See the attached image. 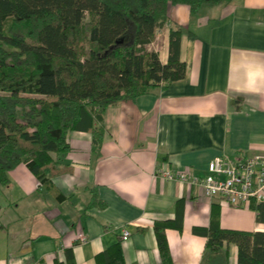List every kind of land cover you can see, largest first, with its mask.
Instances as JSON below:
<instances>
[{
	"label": "crops",
	"instance_id": "crops-1",
	"mask_svg": "<svg viewBox=\"0 0 264 264\" xmlns=\"http://www.w3.org/2000/svg\"><path fill=\"white\" fill-rule=\"evenodd\" d=\"M263 11L264 0L203 5L194 15L171 7L149 49L165 64L169 30L183 27L184 78L107 108L96 146L91 133L70 132V149L56 157L68 169L51 178L55 191L24 165L9 172L0 187V264H68L67 251L73 264H97L114 245L124 264H162L153 224L176 217L181 231H165L173 264H206L207 239L193 229L211 219L222 229L264 232V204L230 207L157 174L188 168L204 177L215 156H264ZM93 192L104 208L87 209ZM222 251L236 264L234 244Z\"/></svg>",
	"mask_w": 264,
	"mask_h": 264
},
{
	"label": "trees",
	"instance_id": "trees-1",
	"mask_svg": "<svg viewBox=\"0 0 264 264\" xmlns=\"http://www.w3.org/2000/svg\"><path fill=\"white\" fill-rule=\"evenodd\" d=\"M232 1L0 0V187L9 184V172L24 165L55 191L51 178L68 169L56 157L70 149V132L91 133L96 146L107 108L184 78L183 27L169 30L165 64L149 49L169 22V9L185 6L194 15L203 5ZM95 207L105 204L93 192L87 209ZM167 229L181 231L182 219L153 224L161 263L173 264ZM193 233L207 239L206 264H228L222 251L228 244L237 248L236 264H264V232L222 229L211 219ZM66 258L73 264L70 251ZM96 260L124 264L119 245Z\"/></svg>",
	"mask_w": 264,
	"mask_h": 264
},
{
	"label": "built area",
	"instance_id": "built-area-1",
	"mask_svg": "<svg viewBox=\"0 0 264 264\" xmlns=\"http://www.w3.org/2000/svg\"><path fill=\"white\" fill-rule=\"evenodd\" d=\"M157 174L166 180H178L201 188L206 199L218 198L230 207H244L250 202L264 204L263 155L215 156L209 161L204 177L194 175L188 168L178 172L158 170ZM129 237V231L123 230L121 239L126 241ZM79 242L85 243L86 237L80 235Z\"/></svg>",
	"mask_w": 264,
	"mask_h": 264
}]
</instances>
